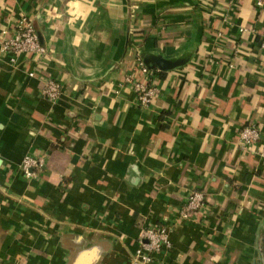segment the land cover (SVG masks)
I'll use <instances>...</instances> for the list:
<instances>
[{
	"label": "crops",
	"instance_id": "crops-1",
	"mask_svg": "<svg viewBox=\"0 0 264 264\" xmlns=\"http://www.w3.org/2000/svg\"><path fill=\"white\" fill-rule=\"evenodd\" d=\"M234 2L0 0V31L25 16L48 51L38 69L0 53V264H131L159 225L150 264H264V9ZM134 48L186 60L147 108L124 82L143 78ZM25 155L43 159L30 177ZM192 190L204 206L180 219Z\"/></svg>",
	"mask_w": 264,
	"mask_h": 264
},
{
	"label": "built area",
	"instance_id": "built-area-1",
	"mask_svg": "<svg viewBox=\"0 0 264 264\" xmlns=\"http://www.w3.org/2000/svg\"><path fill=\"white\" fill-rule=\"evenodd\" d=\"M228 5H233L235 0H227ZM237 1V0H236ZM253 7L261 11L264 9V0H250ZM254 32L247 28H240L239 32ZM259 47L264 49V29L260 32ZM0 53L9 55L10 64H16L17 60L26 56L37 65L48 59V51L44 44L40 41L32 21L25 16H21L11 30L6 28L0 31ZM134 60L137 70L143 76L142 80L136 79L132 74H127L124 82L128 84L136 99L139 107L147 108L152 104L154 98L158 95V88L154 81L153 71L148 69L139 54L137 48H134ZM35 68L27 72L28 76H33ZM41 95L49 102H56L62 96V87L52 78H47L42 85ZM261 138L260 126L256 123H248L238 128L236 133V146L241 150H251ZM43 165V159L40 156L25 155L20 164V171L25 177L33 175ZM205 194L198 190H192L188 193L181 209L179 210L180 219H188L190 215L199 211L205 203ZM170 244L167 238L166 227L152 226L142 230L138 247L132 255L131 264H150L154 255L165 252Z\"/></svg>",
	"mask_w": 264,
	"mask_h": 264
},
{
	"label": "water",
	"instance_id": "water-1",
	"mask_svg": "<svg viewBox=\"0 0 264 264\" xmlns=\"http://www.w3.org/2000/svg\"><path fill=\"white\" fill-rule=\"evenodd\" d=\"M142 61L148 69H154L159 72H169L179 66H182L186 62V60L183 59L171 60L161 55L150 54L144 55L142 57Z\"/></svg>",
	"mask_w": 264,
	"mask_h": 264
},
{
	"label": "trees",
	"instance_id": "trees-1",
	"mask_svg": "<svg viewBox=\"0 0 264 264\" xmlns=\"http://www.w3.org/2000/svg\"><path fill=\"white\" fill-rule=\"evenodd\" d=\"M153 71V75H154V81L152 82V84H155L156 85V83L155 82H157L156 80L157 79H161L162 78V73H160V72H157L156 70H152Z\"/></svg>",
	"mask_w": 264,
	"mask_h": 264
}]
</instances>
